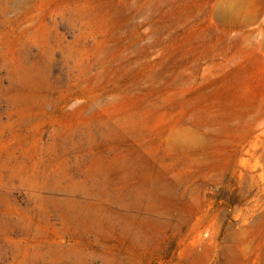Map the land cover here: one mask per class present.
I'll return each instance as SVG.
<instances>
[{
    "label": "rangeland",
    "instance_id": "374dc122",
    "mask_svg": "<svg viewBox=\"0 0 264 264\" xmlns=\"http://www.w3.org/2000/svg\"><path fill=\"white\" fill-rule=\"evenodd\" d=\"M0 264H264V0H0Z\"/></svg>",
    "mask_w": 264,
    "mask_h": 264
},
{
    "label": "bare ground",
    "instance_id": "6f19581e",
    "mask_svg": "<svg viewBox=\"0 0 264 264\" xmlns=\"http://www.w3.org/2000/svg\"><path fill=\"white\" fill-rule=\"evenodd\" d=\"M262 33V32H261Z\"/></svg>",
    "mask_w": 264,
    "mask_h": 264
}]
</instances>
